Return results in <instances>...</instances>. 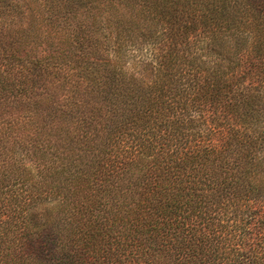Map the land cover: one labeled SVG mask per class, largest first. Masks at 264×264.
<instances>
[{
    "label": "trees",
    "instance_id": "obj_1",
    "mask_svg": "<svg viewBox=\"0 0 264 264\" xmlns=\"http://www.w3.org/2000/svg\"><path fill=\"white\" fill-rule=\"evenodd\" d=\"M0 264H264V0H0Z\"/></svg>",
    "mask_w": 264,
    "mask_h": 264
}]
</instances>
